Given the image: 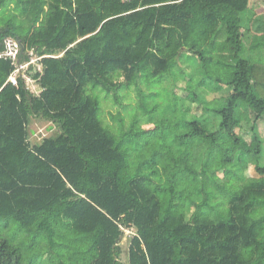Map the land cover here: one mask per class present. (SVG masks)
<instances>
[{"label": "trees", "instance_id": "16d2710c", "mask_svg": "<svg viewBox=\"0 0 264 264\" xmlns=\"http://www.w3.org/2000/svg\"><path fill=\"white\" fill-rule=\"evenodd\" d=\"M249 3L0 0V54L6 39L20 45L15 59L0 57V264H122L128 230V264H264V165L243 183L235 174L260 156L254 126L264 119V63L242 56L264 48L256 32L246 49ZM223 39L236 52L219 74L208 44ZM29 52L37 95L21 73L10 82ZM182 56L199 62L203 86L187 79L179 89L204 111L177 114L173 90L160 98L170 113L157 125L156 150L146 131L114 135L103 126L89 89L115 100L133 89L152 119L159 104L145 99L155 92L146 96L138 79H171ZM223 87V105L199 93ZM244 110L253 114L249 142L237 133ZM31 117L55 124L57 134L31 145Z\"/></svg>", "mask_w": 264, "mask_h": 264}, {"label": "rangeland", "instance_id": "374dc122", "mask_svg": "<svg viewBox=\"0 0 264 264\" xmlns=\"http://www.w3.org/2000/svg\"><path fill=\"white\" fill-rule=\"evenodd\" d=\"M249 10L243 15V32L246 33V39L244 40L246 49L249 45L250 36L254 33H264V29L257 30L258 28L264 27V1L263 0H250ZM19 20L23 24H27L26 18L19 17ZM248 28V32L247 29ZM9 39H6V44ZM208 48L210 52L207 56L210 58L212 65L217 66L220 70L218 73L223 74L221 65H232V55L236 52V49L231 46L229 41L220 40L215 43H209ZM28 61L24 65V69L19 71L23 78L26 88L34 95H37L40 92V87L38 84L30 78V75L33 74L34 71L27 70L28 65L33 62V69L36 67V55L32 52H29ZM259 52L253 51H245L242 56L246 59H249L250 62H259L264 63V48L261 49V56H259ZM23 67V66H22ZM200 64L199 62L190 57V60H186L184 56L179 59L178 62V70H175V76H171L164 78L161 82L155 83H145L144 80L138 79L140 89L145 93L146 96L151 95L155 92L154 98H146L145 103L147 106L153 105V103H158L159 106L155 108V112L152 114V119L148 115H144L139 110V103L137 100V96L133 89H122L117 91V100L114 99L113 93L106 95L99 89H89V93H92L100 102V120L103 123V126L107 128L114 135H118L121 130L127 131H146L149 133L147 137L148 146H151L149 149H157L158 144L161 143L160 135L157 134L158 129L157 125L161 122H164L167 119V113L165 110L163 112V103H161V99L167 100L171 97L168 95L172 90L173 94L178 98L176 101V113L185 114L189 117H192L195 113H201L203 110L202 106H197L193 103L185 101V93L179 89L181 87L186 86L187 79H190L192 85L198 86L202 88L203 85L201 83L200 77ZM21 69V68H20ZM183 72L182 76L180 74V70ZM214 69V68H213ZM216 75V74H215ZM175 78V79H174ZM121 81L120 79H117ZM174 80L177 83V86L174 88ZM208 87V86H204ZM173 88V89H172ZM183 88V89H184ZM201 95L205 98L207 102H212L214 104L223 105L226 98L230 95V89L227 87H223L220 91H210V89H201ZM155 98H158L154 100ZM161 98V99H160ZM154 100V101H153ZM245 118L241 122V127L238 128L237 133L244 138L245 141L249 142L251 135V128L253 122V114L249 110H244ZM137 117V120H134V117ZM28 140L31 145L39 144L43 139L53 137L57 134L58 128L55 124L49 122L46 119L41 117H31L28 123ZM256 135L261 140V150L260 156L249 159V161L243 165V167L239 168L235 174L240 183H243L246 179L250 177H256V173L254 170V165H264V119L258 121V123L254 126ZM166 134V132H164ZM168 134V133H167ZM148 149H146L147 151ZM198 151H202L199 148ZM261 157V158H260ZM219 179L223 178L222 172H217L215 174ZM133 230H128L124 232L123 237L119 241V246L121 249L120 261L122 264H128V247L130 244V239L133 235Z\"/></svg>", "mask_w": 264, "mask_h": 264}, {"label": "built area", "instance_id": "2783aa9c", "mask_svg": "<svg viewBox=\"0 0 264 264\" xmlns=\"http://www.w3.org/2000/svg\"><path fill=\"white\" fill-rule=\"evenodd\" d=\"M5 45H6V51L4 54H0V57H2L4 55L6 57H10L12 59H15V57L17 56V54L19 52V48H20L19 42H17L16 40L9 39L7 41V44L5 42ZM24 67H26V65H21V66L17 67V70L15 71V73L10 77L11 83L16 84L15 77L17 74H20L19 71L24 69Z\"/></svg>", "mask_w": 264, "mask_h": 264}]
</instances>
